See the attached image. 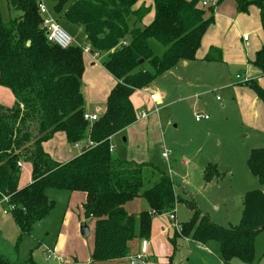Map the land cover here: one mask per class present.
<instances>
[{
  "label": "trees",
  "instance_id": "16d2710c",
  "mask_svg": "<svg viewBox=\"0 0 264 264\" xmlns=\"http://www.w3.org/2000/svg\"><path fill=\"white\" fill-rule=\"evenodd\" d=\"M202 1L53 0L57 20L82 27L86 46L104 55L102 65L116 81L98 118L88 122L83 119L82 47L62 49L46 41L37 0H7L18 13L8 21L0 13V86L13 93L15 102L10 107L0 104V200L8 196L15 205L10 214L19 237L30 235L34 224L54 208L47 190L80 191L85 193L84 218L94 225L91 263L128 256L133 239L150 236L154 215L175 217L176 206L185 204L190 218L178 223L175 233L202 244L217 243L223 264H254L255 239L264 231L260 189L245 192L238 222L224 227L202 214L192 200L175 193L151 163L120 160L109 149L110 138L136 121L131 95L178 63L196 59L202 37L214 23L215 7L223 0H206L207 5L211 2L206 7ZM234 1L241 13L251 5L257 7L264 33V0ZM151 10L152 20L142 25ZM152 41L163 47L160 55L152 49ZM203 60L219 63L222 54L210 46ZM249 63L264 77V45ZM243 85L264 104V88L257 80L248 79ZM56 132L72 145L86 138L92 145L56 162L42 147ZM18 160L31 167V182L20 188ZM247 165L264 186V145L250 148ZM221 175L207 164L202 178L209 182ZM137 197L145 199L148 209L134 216L124 206ZM0 264L14 263L0 256Z\"/></svg>",
  "mask_w": 264,
  "mask_h": 264
},
{
  "label": "rangeland",
  "instance_id": "374dc122",
  "mask_svg": "<svg viewBox=\"0 0 264 264\" xmlns=\"http://www.w3.org/2000/svg\"><path fill=\"white\" fill-rule=\"evenodd\" d=\"M42 3L54 17H57V14L52 10L53 0H42ZM208 5H210V1ZM0 13L2 19L8 21L18 12L8 5L7 0H0ZM152 18L153 10L144 16L141 24L149 23ZM58 22L69 35L75 37L74 44L76 46L83 48L87 45L82 27L65 25L61 18ZM151 46L157 55L163 52V47L156 42L152 41ZM202 50L203 47L200 45L197 54ZM197 54L196 57H198ZM85 55L90 56L88 53ZM203 64L199 60L189 61L186 65L180 62L170 72L158 76L152 82L153 87L165 92L164 103L167 104L173 100V104L171 103L159 112L162 119L169 120L164 136L165 144L168 145L169 139L175 140V147L172 148V152L168 149L171 152L168 160L161 156L162 150L159 151L154 144L152 147L151 144L147 146L146 138L143 136L141 140L138 137L135 145L130 144L128 140L123 141L122 136L127 137V133H123L122 136L117 135L114 138L113 154L116 158L124 160L127 159L128 155H132L134 159H139L143 153L148 152L150 163L156 169L157 175H164L177 194L183 196L185 191L192 193L195 195V199L199 201L202 213L208 215L213 222L227 227L229 223H232L231 225L236 224L233 222V218L236 217L237 213L240 214L242 197L247 190L260 189L264 193V186L250 173L247 165L249 149L264 145V104L261 101L257 102V105L252 103V96H256L254 92L251 89L248 92V87V89H242L239 86V81H232L234 76L229 75L226 65L219 67L222 68L221 71L212 75ZM246 79L248 78L246 77ZM255 80L259 85L263 83L260 86L264 88V79L255 78ZM205 90L207 91L199 97L182 101V98L193 96L195 92L201 94ZM215 96H218L220 100L217 101ZM193 104L195 110L210 117L208 120L210 127L201 129L205 121L199 123L194 121ZM136 114L140 118L139 114ZM87 140L86 138L84 141L87 142ZM127 147L128 151H126ZM185 158L196 164H201L210 159L211 165L216 167L222 175L218 177L219 180L214 179L215 181L203 183L196 175L187 173L189 166L185 167L181 162ZM26 164L29 163L26 162ZM196 164L194 165L195 168ZM46 193L50 199L55 200V206L45 222L52 223V226L56 225V229H58L59 221L63 215L65 219L71 221H77L81 216L82 200L79 198L71 197L69 200V196L66 194L69 192L54 189L47 190ZM144 201L143 199L132 201L134 209L138 211L141 207H145ZM182 206L184 204H178L179 208L186 210ZM2 209L8 210L6 204L0 206V214ZM5 218L12 220L13 217L9 212L6 217L0 215V238L6 240L9 249H12L7 256L9 261L14 264H31L30 260L34 264H57L53 260L45 261V256L41 255L42 247L53 241L55 233L46 236V232L42 230L40 225L36 224L30 235H22L21 237H19V230L15 228L13 233L10 227L9 237L6 235ZM174 223H177L175 217ZM69 231L70 228L64 224L62 232L65 236L70 235ZM92 238V231L85 236L77 235L74 242L71 238L67 239L66 237L64 247L69 251L74 250L81 261L83 255L86 254V244L92 243ZM164 240L168 243L166 237ZM263 251L264 231H261L255 239V258L261 256ZM0 253L7 255L5 244L0 243ZM67 255L64 257L71 258L73 254L67 253ZM126 263L130 264L128 259ZM147 264H150L149 260Z\"/></svg>",
  "mask_w": 264,
  "mask_h": 264
},
{
  "label": "crops",
  "instance_id": "0c3cea01",
  "mask_svg": "<svg viewBox=\"0 0 264 264\" xmlns=\"http://www.w3.org/2000/svg\"><path fill=\"white\" fill-rule=\"evenodd\" d=\"M37 1L42 2V0ZM140 3H138L136 6L140 5ZM145 4L146 6H149L150 2L147 1L145 2ZM243 35H247L246 40L242 38ZM72 38L74 40L75 37L72 36ZM263 45L264 33L262 32V29L260 27L259 11L257 7L251 5L249 6L246 13H241L237 11L236 2L234 0H223L215 7L214 23L207 29L202 37L201 47H203V50L199 54H197L198 57H196V59L192 61L199 60V62L204 63L203 65L207 67V71L212 75H216L217 72L221 71L222 68L219 67H221L222 65H226V69L229 70V75L231 74V76H234V79H232V81H239L238 79H235L236 74H240L241 76L247 77L248 79H264V77L261 76L259 69L249 63V61L253 58L255 51ZM210 46L218 48L220 50L222 54V62L218 63L203 60V54L205 55ZM103 56L104 55H98L97 57H93L91 55L89 56L85 54L83 56L84 70L82 74L81 90L84 99L83 109L87 113L99 114L102 111L106 97L116 83L113 76L102 65ZM188 62L189 61L182 62V64L186 65ZM257 74L259 75L257 76ZM260 85H263V83H260ZM239 86L242 89H248L247 86L243 85L242 82L239 83ZM249 90L250 88L247 91L249 92ZM206 91L207 90L203 91L201 94L195 92L193 93V96H188L184 99L182 98V101L194 97H199V95H202ZM152 92L157 94L159 97L157 104H155L149 97V94ZM165 96V92H161L157 89V87H153L152 83L149 87L141 90H136L131 95L130 99L135 113H138L140 118L137 117L136 121L133 124L125 127L110 138L111 144L113 145L112 154L115 148L114 138L117 135L122 136L123 133H127V137H124L123 135L122 140H128L130 144L133 143V145H135L138 137L141 140L143 136L146 138L145 142L147 146L151 144L152 147V145L154 144L155 148H158L159 151H161L162 148L165 147L167 149H170L172 152V148L175 147V140L169 139L167 143L168 145H166L164 142V136L167 132L166 129L169 120L165 121L164 119H162L159 113L161 109L167 108L169 105H171V103L173 104V100L167 104L164 103ZM252 97V103L257 105V102H259L260 100L256 96ZM14 102L15 98L13 93L8 88L0 86V104L10 107L14 104ZM142 112L147 113V116L142 117L140 115ZM196 112L199 111L194 109L193 104V115H195ZM209 118L196 121L194 117V121L198 123L201 121H205L201 126V129H205L211 126L208 123ZM199 132H201L200 129ZM82 142L85 143L86 141ZM42 147L53 160L60 163L71 159L81 152V148L79 146H75L74 144L72 145L68 143L61 132L54 133L51 138L43 142ZM126 151H128V147L126 148ZM149 156L148 152H145L139 157V159H134L132 158V155H128L127 159L124 160H132L138 163H150ZM181 162L183 165H185V167L189 166L187 172L189 175H196V177H198L202 181L204 167L207 164H211L210 159L203 161V163L201 164H196L188 158H185V160H181ZM195 164L196 168L194 167ZM19 168L20 176L18 180V187L20 188L31 182V167L30 164H26L25 161H22V165ZM216 180H219V178ZM74 192L76 193L75 195ZM74 192L66 193L69 196V200L71 197L79 198L80 200H82L83 204V202L85 201V193L80 191ZM181 197L187 200H192L195 206L202 213L199 201L195 199V195L185 191V194L183 196L181 195ZM136 199L143 198H134L133 200L125 203L124 206L125 210L129 214L134 216H137L140 211L148 209L147 202L144 201L146 206L141 207V209L136 211L134 209V205L132 204V201ZM3 204H5V202L0 200V206H2ZM182 207H185L186 210H184L183 208H179L178 205L176 206L175 221L177 223L187 221L191 215L190 210L185 204ZM216 210L218 211L217 208ZM7 213L8 212L4 213V209H2L0 215L6 217ZM49 214L36 222L33 227H35L36 224L40 225L42 230L46 232V236H50L51 234L54 235V233L56 234L55 238L53 239V241H51L50 244L47 243L42 247L41 255L43 256L46 250L51 249V251H53L57 256L61 258V261L51 258H45L43 256L45 261L53 260L55 261L54 263L57 264H127V256L116 260L91 263L90 255L93 249V238L92 243L88 242L86 244V254L83 255L82 260L80 261L76 256V252L74 250L69 251L64 247V240L67 237V239L71 238L74 242L77 239V235H80L81 237L79 227L83 222L86 223L89 227L88 234L91 233V231L93 232V222L90 219L84 218L82 209V214L77 221L65 219V216L63 215L61 220L59 221L60 225L58 229H56V225L52 226V223L50 224L49 222H45L47 221L46 219L49 217ZM239 216L240 214L238 215L237 213L236 217L233 218V222L237 223L239 220ZM173 222L174 220H171L168 217V214L154 215L151 222L150 236L147 239H133L129 244V255L140 251L142 242L143 240H145L146 254L148 256L147 259L149 260L150 264H223L222 260L219 258L218 246L215 242L203 243L204 247H199L197 241H194L188 237H184L177 232L175 233ZM4 223L7 226V236L10 237V227L12 228L13 233L15 232V228L16 230H18L15 222L13 221V218L12 220L5 218ZM64 224L70 228V235L68 234L65 236V234L62 232ZM231 224L232 223H229V226H231ZM164 237H166L168 243L164 240ZM0 243L6 245L8 252L7 255L0 253V256L9 260L7 256L11 253L12 249H9L7 241L3 238H0ZM39 243L42 242L39 241ZM67 253H72V257H64L68 256ZM234 264L238 263L235 262ZM254 264H264L263 252L261 256L257 257V259L255 258Z\"/></svg>",
  "mask_w": 264,
  "mask_h": 264
},
{
  "label": "built area",
  "instance_id": "2783aa9c",
  "mask_svg": "<svg viewBox=\"0 0 264 264\" xmlns=\"http://www.w3.org/2000/svg\"><path fill=\"white\" fill-rule=\"evenodd\" d=\"M202 5H204V6L207 5V1L206 0L202 1ZM37 7H38V10H39V13L41 14L40 26H41V29H42V32H43V35H44L46 41L48 43L56 45L57 47L62 48V49H65V48H68V47H70L72 45H75L72 36L69 35L65 31V29L59 24L57 18L52 15V13L48 10V8L42 2H38ZM242 38L244 40H246L247 39V35H243ZM82 50H83L84 54L88 53V54H90L93 57H97L98 56V54L93 53L90 50L89 46L83 47ZM235 79H238L242 83L246 82L248 80V79H246V77H243L240 74H236L235 75ZM149 97L155 104L158 103L159 97H158L157 94L152 92V93L149 94ZM215 98H216L217 101L220 100V98L218 96H215ZM98 115L99 114H96V113L84 112L83 113V119L88 121V122H92V121H94V120H96L98 118ZM140 115L142 117H145V116H147V113L142 112ZM194 117H195L196 121H199L201 119H208L209 118V116L207 114H204V113H201V112H196ZM74 145L75 146H79L81 148V150H82L85 146H91L92 143L88 139L87 142H85V143L76 142V143H74ZM109 149H110V151L113 150V145L111 143H110ZM170 153H171L170 150H168L167 148L163 147L162 148V152H161V156L164 159L168 160V158L170 156ZM21 165H22V161L18 160L17 161V166L21 167ZM1 200L5 202V204H6L7 208H8V210H6V211L4 210V213L11 212L15 208V205H13V204H11L9 202V197L8 196H3ZM21 209L24 210L23 208H21ZM168 217L171 220H174V215L173 214H169ZM173 226H174V228L176 230H179L178 223H174ZM198 246L199 247H204V244L198 242ZM43 255L45 256V258H51V259H56L58 261H61V258L59 256H57L53 251H51L49 249L46 250ZM127 259L130 262V264H147L148 263L147 254H146V242H145V240H143V242H142V247H141L140 251H138L136 253H133L131 255H128Z\"/></svg>",
  "mask_w": 264,
  "mask_h": 264
},
{
  "label": "water",
  "instance_id": "95a60500",
  "mask_svg": "<svg viewBox=\"0 0 264 264\" xmlns=\"http://www.w3.org/2000/svg\"><path fill=\"white\" fill-rule=\"evenodd\" d=\"M28 43H29V42H27V44H28ZM140 61H142V60H140ZM261 229H264V225L261 226ZM79 230H80V234H81V236H85V235H87L88 232H89V227H88V225H87L86 223L83 222V223L80 225Z\"/></svg>",
  "mask_w": 264,
  "mask_h": 264
}]
</instances>
